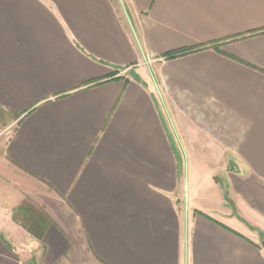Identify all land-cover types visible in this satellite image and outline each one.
Returning a JSON list of instances; mask_svg holds the SVG:
<instances>
[{"label":"crops","instance_id":"1","mask_svg":"<svg viewBox=\"0 0 264 264\" xmlns=\"http://www.w3.org/2000/svg\"><path fill=\"white\" fill-rule=\"evenodd\" d=\"M0 114V264H264V0H0Z\"/></svg>","mask_w":264,"mask_h":264},{"label":"rangeland","instance_id":"2","mask_svg":"<svg viewBox=\"0 0 264 264\" xmlns=\"http://www.w3.org/2000/svg\"><path fill=\"white\" fill-rule=\"evenodd\" d=\"M15 122V118L11 115L4 114L3 117L0 114V140L2 141L5 139L11 132L13 125ZM184 168H185V162L180 161V176H183L184 173ZM180 210L183 212L185 210V206L183 204V201L180 203Z\"/></svg>","mask_w":264,"mask_h":264},{"label":"trees","instance_id":"3","mask_svg":"<svg viewBox=\"0 0 264 264\" xmlns=\"http://www.w3.org/2000/svg\"><path fill=\"white\" fill-rule=\"evenodd\" d=\"M181 54H184V53H175V54L165 55V56H164V59H166V60H168V59H173V58H175V57H177V56H179V55H181ZM18 211H24V209H23L22 207H20V208L18 209ZM39 227H40V223L37 224V222H36V225L34 226L35 230H33V231L35 232V234H38V233H36V232H37V229H39Z\"/></svg>","mask_w":264,"mask_h":264},{"label":"water","instance_id":"4","mask_svg":"<svg viewBox=\"0 0 264 264\" xmlns=\"http://www.w3.org/2000/svg\"><path fill=\"white\" fill-rule=\"evenodd\" d=\"M187 201H188V182H187V175L185 172V179H184V202L185 208L187 209ZM261 246L264 247V241L261 242Z\"/></svg>","mask_w":264,"mask_h":264}]
</instances>
